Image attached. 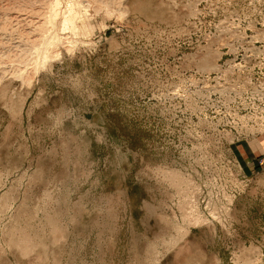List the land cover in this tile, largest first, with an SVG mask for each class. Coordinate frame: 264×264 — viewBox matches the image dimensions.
Instances as JSON below:
<instances>
[{
  "label": "rangeland",
  "instance_id": "1",
  "mask_svg": "<svg viewBox=\"0 0 264 264\" xmlns=\"http://www.w3.org/2000/svg\"><path fill=\"white\" fill-rule=\"evenodd\" d=\"M60 3L0 86V264H264V0Z\"/></svg>",
  "mask_w": 264,
  "mask_h": 264
},
{
  "label": "bare ground",
  "instance_id": "2",
  "mask_svg": "<svg viewBox=\"0 0 264 264\" xmlns=\"http://www.w3.org/2000/svg\"><path fill=\"white\" fill-rule=\"evenodd\" d=\"M94 1L108 11H122L126 0ZM82 7L72 3L63 11L60 0H0V86L7 79L31 85L48 62L59 58L60 46L73 49L59 32L82 33Z\"/></svg>",
  "mask_w": 264,
  "mask_h": 264
}]
</instances>
